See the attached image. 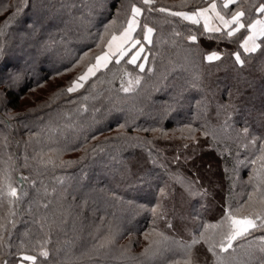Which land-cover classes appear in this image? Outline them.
I'll return each mask as SVG.
<instances>
[{
	"label": "trees",
	"instance_id": "1",
	"mask_svg": "<svg viewBox=\"0 0 264 264\" xmlns=\"http://www.w3.org/2000/svg\"><path fill=\"white\" fill-rule=\"evenodd\" d=\"M213 2L224 20L242 10L245 28L228 37L236 25L172 15ZM260 3L0 0V264H175L193 239V264H216L208 248L228 233L226 213L264 216V36L241 47ZM107 50V66L67 92ZM262 236L216 253L264 264Z\"/></svg>",
	"mask_w": 264,
	"mask_h": 264
},
{
	"label": "snow or ice",
	"instance_id": "2",
	"mask_svg": "<svg viewBox=\"0 0 264 264\" xmlns=\"http://www.w3.org/2000/svg\"><path fill=\"white\" fill-rule=\"evenodd\" d=\"M151 2H152V0H143L144 4H151ZM230 2H233V0H230ZM97 3H99L100 6H103V4L105 3V0H97ZM211 7L213 9H215L216 5L213 4V5H211ZM224 7H228V5L225 4ZM159 11H164V9H159ZM206 11H207V9H204V10H202V12L194 13L191 16L187 15L185 13H172V15L182 16L186 20H192L194 23H199L198 20H194V16L202 15L203 12H206ZM256 11L258 13H264V3H260L259 6L256 7ZM140 13H141V9L136 7L135 5H133L132 9H131V19H129L127 21V27H125L123 29V31L121 32V34H120L122 44H126V43H128L129 41L132 40V32L135 30V27L137 26V23H138L136 17L139 16ZM217 15H219V14H217ZM243 16H244V12L242 10L238 9L237 11L231 13V20H224V17H222V16L219 17L220 20L223 21L225 27H228L231 24L236 25V28H233L232 30H230V31H228L226 33V35L228 37L233 36L236 31H239V29L245 28V24L241 22V18ZM13 18L14 17H10L9 21L11 19H13ZM9 21H5V26H7ZM113 23H114V21H113ZM258 25H259V27H257ZM204 27H205L206 30H209V31H217V32L220 31L219 28L208 29L207 23H205ZM247 28L249 30H251L252 34L247 36L244 39L243 43L241 44V47L244 49L245 52H255L260 47V45L256 43L257 37L264 36V20H257L254 23H249L247 25ZM107 31H108V28L106 27L105 32H107ZM152 31L153 30L151 28H147V33L150 34ZM177 35H179V33H177ZM116 39H117V37L115 35H113L112 36V40H110L108 42L109 49H111V47H112V41H114ZM144 39L147 40L149 43L151 42L148 35H146L144 37ZM188 39L191 40V41H195L196 40V36L195 35H190L188 37ZM139 43H140V41L136 40V41H134L132 43V46L134 47L136 44H139ZM143 50H144L143 46H141L140 49L131 57V59H129L127 61V63L135 64L137 58L139 57L140 53L143 52ZM124 54H125V50L121 49L120 55L123 56ZM85 55H87V54H85ZM107 55L108 54L105 53L103 56H97L95 58L96 59V64L90 66L84 74H82L81 76L77 77V80L73 81L72 85L69 86L66 89V91L71 93V92L75 91L77 87L82 86L79 82L80 81H85L89 74H94V69L95 70H99L100 61L102 59H105V57ZM235 58H236V61L238 63L243 64V61L241 60L239 53L235 54ZM145 59H147V58L145 57ZM206 59L208 61L218 60V59H220V56H219L218 53L213 52V53L209 54L206 57ZM116 63L117 64L119 63V59L116 60ZM103 66L106 67L107 64L105 63ZM138 67L140 68L141 71L144 70V65L143 64L138 65ZM18 78H19V74H17L15 79H18ZM136 83H139V79L138 78L136 80ZM123 90L125 92H127V91L130 90V88L126 87ZM244 132H245V134H247L248 129L245 128ZM262 159H264V157H262ZM21 179L23 180L25 178L22 177ZM9 195L12 196V197H16L17 196L16 189L14 187H12L11 185H9ZM250 199H251V197H250ZM151 211L154 214H156L157 209L156 208H152ZM237 211H239V210H237ZM225 221H230L231 222L229 224L228 233L225 235L224 238H222V240L220 241L219 245L212 244L208 248L209 252H211L213 254V256L216 257V264H224L223 257L217 255V253H216V247L217 246L219 247L221 253L227 252L229 249H233V243L232 242L234 240H237L238 238H244L247 235H250L252 230H264V216H261L259 214H257L254 218H249V217L245 216V217H243L241 219H237L236 217H234L232 215L231 211H228L226 213V216H225ZM257 221L259 223H257ZM221 223H224V221H222ZM238 225H239V227H237ZM169 227H171V225H169ZM207 227L215 228V227H217V225H209ZM207 227L205 228V231H207ZM147 235L148 234H146V238H147ZM203 238H204V233L202 232L201 233V239H203ZM165 239H167V237H165ZM259 239L261 241H264V236L260 237ZM225 240H226V243H225ZM199 242H200L199 240L193 239L192 244L185 245L184 246L185 247V251H184L183 259L180 260V261H176L175 264H193L192 248L194 247V245H196ZM205 242L207 243V241H205ZM101 246H103V245H101ZM260 250L262 252H264V247H262ZM145 251H147V249ZM233 251H235V249H233ZM41 255L44 256V257H47L48 256V252L46 250L42 251ZM23 259L34 261L36 258L32 257V256H25V257H23ZM4 264H7V261H5Z\"/></svg>",
	"mask_w": 264,
	"mask_h": 264
},
{
	"label": "crops",
	"instance_id": "3",
	"mask_svg": "<svg viewBox=\"0 0 264 264\" xmlns=\"http://www.w3.org/2000/svg\"><path fill=\"white\" fill-rule=\"evenodd\" d=\"M213 4L216 5L215 9H213L211 7V5H213ZM204 9H207V11L203 12L202 15H198L197 18L202 19L205 23H207L209 28L213 29V28L217 27L218 26L217 20L220 23L223 22L219 18L221 16V14H220V12L218 10V6H217V4L215 2L211 3L209 6H207L205 8L200 9L199 13L202 12V10H204ZM217 14H219V15H217Z\"/></svg>",
	"mask_w": 264,
	"mask_h": 264
},
{
	"label": "rangeland",
	"instance_id": "4",
	"mask_svg": "<svg viewBox=\"0 0 264 264\" xmlns=\"http://www.w3.org/2000/svg\"><path fill=\"white\" fill-rule=\"evenodd\" d=\"M138 8H139V7H138ZM105 53H107L108 55L105 57V59H102V60L100 61V65H104L103 63H105V61H107L108 59H111V53H109L108 50L102 52V53L99 54L98 56H103ZM234 217H236L237 219H241V218H243V217H241V216H234ZM249 218H252V217H249ZM257 222H258V221H257ZM237 227H239V225H238Z\"/></svg>",
	"mask_w": 264,
	"mask_h": 264
}]
</instances>
